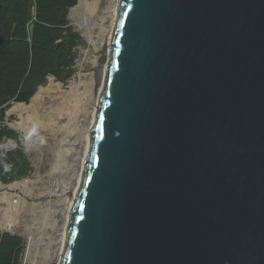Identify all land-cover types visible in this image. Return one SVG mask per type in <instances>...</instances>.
Listing matches in <instances>:
<instances>
[{"label":"water","instance_id":"1","mask_svg":"<svg viewBox=\"0 0 264 264\" xmlns=\"http://www.w3.org/2000/svg\"><path fill=\"white\" fill-rule=\"evenodd\" d=\"M60 264H264V0H121Z\"/></svg>","mask_w":264,"mask_h":264},{"label":"rangeland","instance_id":"2","mask_svg":"<svg viewBox=\"0 0 264 264\" xmlns=\"http://www.w3.org/2000/svg\"><path fill=\"white\" fill-rule=\"evenodd\" d=\"M78 2L79 0H77V4ZM77 4L72 10H69L67 15L69 25L78 37L79 42L71 72L63 74L61 79L58 80L53 76H48L42 85H45L49 78L55 83L62 84L63 88H66L70 84L74 85V82L76 84L79 81L88 82L94 75L96 66L93 61L97 55L99 58L98 52L100 51L94 49L89 36L90 33L91 35L93 34L92 39L95 41L100 37V24H102L101 21L104 15L97 12H104L105 5L103 1L89 0V21L97 24L93 25L91 31H85L78 24L79 13L73 12ZM39 87L41 85L37 87L36 91H38ZM34 96L29 103L34 99ZM13 104L5 111V118L0 121V130L4 132V136L0 142V223L6 218V210L3 207L4 202L1 200L4 196L3 194L7 193L22 200L21 209L18 213L20 225L14 231H8L0 225L2 227H0V230L3 232H13L14 235L22 238L24 249L20 264H50L48 258L51 255V248H53L52 243L58 237L56 226H61L62 224V222H59L60 217L58 216L61 197L55 198L50 195L51 190H54L51 172L57 159V140L70 138L71 133L68 130L59 132L57 138L49 130L40 128L39 125L29 124L28 122L24 123L23 119H27L30 112L23 113L24 116L20 117H18V114H7L8 110L13 107ZM19 122L21 123L19 124ZM18 124L21 127L23 125L22 129ZM72 157L73 151L66 152L65 150L64 158H66V162L63 163L64 158H62L61 167L72 165L74 162ZM63 171L62 169L60 176H62L63 182H66L69 172ZM25 181H27L28 185L25 191L12 187ZM64 185L65 183H63ZM63 193L65 194L66 192L64 191ZM48 204H50L49 207L45 208V205ZM31 233L35 236L36 248H34L33 256L27 260L25 255L26 246ZM38 236L41 238L39 239Z\"/></svg>","mask_w":264,"mask_h":264},{"label":"bare ground","instance_id":"3","mask_svg":"<svg viewBox=\"0 0 264 264\" xmlns=\"http://www.w3.org/2000/svg\"><path fill=\"white\" fill-rule=\"evenodd\" d=\"M95 1H103L105 11L97 12L104 15L101 21L102 24H100V37L95 41L92 39L93 34L91 35L90 33L89 36L94 49L100 51L98 52L99 58L97 55L96 59L93 61L96 66L94 75L92 74L93 77L88 82L79 81L77 84L74 82V85L70 84L66 88H63L64 86L62 84L55 83L52 79L48 78L46 84L41 85L38 91H36L37 93H35L36 95L34 94V99L29 104H13V107L7 112V114H18V117L22 116L23 113L30 112L27 119L23 117L25 119H23L24 123L28 122L29 124L39 125L40 128L49 130L53 136L57 138L59 132L61 133L68 130L71 133L70 138L57 140V159L51 172L54 190H51L50 195L55 198L61 197L58 216L60 217L59 222H62V224L61 226H56L58 237L54 239V243H52L53 248H51V255L48 258L50 264H60L62 260L70 214L75 201L76 192L81 183L85 162L89 152L91 132L95 124V118L105 88L107 55L113 40V31L121 2V0ZM88 3L89 0H79L77 6L73 9V12L79 13L78 24L85 31H91L93 25L97 24L89 21L90 10L88 9ZM20 123L21 122H19V124ZM19 124L18 126L21 127ZM65 150L66 152L73 151L72 158L74 162L72 165L62 168L61 159L64 158ZM64 162H66V158H64L63 163ZM62 169L64 170L63 172H69L66 182H63L62 176H60ZM63 183H65L64 186ZM12 187H17L25 191L28 188L27 181ZM64 191L66 192L65 194L63 193ZM3 195L1 201L4 202L3 207L6 210V218L4 221H1L2 223H0V225L8 231H14L15 228L20 225L18 213L21 209L22 200L17 199L12 194L6 193ZM50 204L45 205V208L49 207ZM38 238L40 239L41 237L38 236ZM34 248H36L35 236L31 233L26 246L25 255L27 260L33 256Z\"/></svg>","mask_w":264,"mask_h":264},{"label":"trees","instance_id":"4","mask_svg":"<svg viewBox=\"0 0 264 264\" xmlns=\"http://www.w3.org/2000/svg\"><path fill=\"white\" fill-rule=\"evenodd\" d=\"M76 4L0 0V121L12 103L28 104L48 76L71 72L79 42L67 15ZM3 136L0 130V142ZM23 249L21 237L0 231V264H20Z\"/></svg>","mask_w":264,"mask_h":264}]
</instances>
